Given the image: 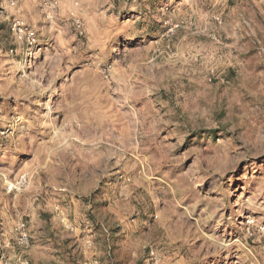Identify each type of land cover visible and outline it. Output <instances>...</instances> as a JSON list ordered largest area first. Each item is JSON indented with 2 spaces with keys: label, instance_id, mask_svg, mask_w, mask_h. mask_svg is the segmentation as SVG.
<instances>
[{
  "label": "rangeland",
  "instance_id": "obj_1",
  "mask_svg": "<svg viewBox=\"0 0 264 264\" xmlns=\"http://www.w3.org/2000/svg\"><path fill=\"white\" fill-rule=\"evenodd\" d=\"M0 264H264V0H0Z\"/></svg>",
  "mask_w": 264,
  "mask_h": 264
},
{
  "label": "built area",
  "instance_id": "obj_2",
  "mask_svg": "<svg viewBox=\"0 0 264 264\" xmlns=\"http://www.w3.org/2000/svg\"><path fill=\"white\" fill-rule=\"evenodd\" d=\"M13 30L19 41H27L28 45L34 46L36 43V33L30 29L24 22L17 21L14 24ZM26 182L25 177L21 179L18 185H23Z\"/></svg>",
  "mask_w": 264,
  "mask_h": 264
}]
</instances>
